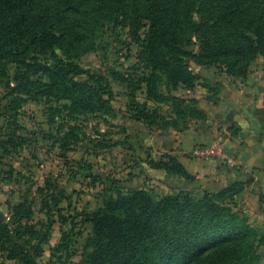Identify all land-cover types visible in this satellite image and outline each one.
<instances>
[{
  "label": "trees",
  "instance_id": "16d2710c",
  "mask_svg": "<svg viewBox=\"0 0 264 264\" xmlns=\"http://www.w3.org/2000/svg\"><path fill=\"white\" fill-rule=\"evenodd\" d=\"M111 1L115 7H133L131 32L142 44L146 65L153 64L150 72L143 69L126 78L132 90L128 105L131 117L148 126L177 129L182 120L205 118L202 110L190 104L193 99L171 91L164 94L163 76L158 72L170 78L172 89L180 84L192 89L201 77L187 68L185 57L200 65H223L236 77L245 76L258 56L264 58V0ZM82 12L81 0H0L2 56L19 64L8 84L10 91L0 95V105L5 97L13 98L8 107L12 114L6 113L5 126L0 127L8 130L6 139L0 140V161L31 142L17 132L25 130L18 106L30 97L45 98L46 103L58 101L61 107L55 110L64 112L66 108L70 115H96L111 109V86L101 76L93 82L94 73L75 61L80 52L74 53L67 43L83 37L79 21L72 16ZM142 27L146 28L145 36H141ZM194 37L199 53L185 49ZM43 49L51 50L49 60L31 56L32 51ZM4 67L5 63H0V69ZM137 91L146 95L145 102L137 100ZM149 101H171V115L160 114L159 107L148 108ZM62 127H58L54 145L62 141V148L68 151L72 142L67 134L62 135ZM161 155L150 160L151 167L195 181L176 155ZM245 184L238 181L218 191L207 190L199 198L189 193L154 197L144 189L119 190L104 208L90 213L92 229L79 264H258L257 249L264 244V233L259 234L248 216L240 215L236 202ZM46 185L50 186L49 182ZM46 185L39 190L45 191ZM26 203L32 202L25 199L14 206L13 222L0 220V256L19 264H38L35 256H40L43 248L39 244L35 252L25 248L28 240H22L24 232L19 226L31 212L24 209ZM26 227L32 229L31 225ZM69 238L64 232L63 240Z\"/></svg>",
  "mask_w": 264,
  "mask_h": 264
},
{
  "label": "rangeland",
  "instance_id": "374dc122",
  "mask_svg": "<svg viewBox=\"0 0 264 264\" xmlns=\"http://www.w3.org/2000/svg\"><path fill=\"white\" fill-rule=\"evenodd\" d=\"M111 4V0H81L83 12L72 16L79 21L83 37L67 41L75 49L74 53L80 52V57L75 61L82 69L94 73L92 81L95 82L101 76L111 86V109L108 113L100 112L96 115H70L66 108L64 112L55 110L58 106L61 107L58 101L46 103L45 98L36 100L37 97H30L18 106L20 123L25 126V130L17 132L25 134L31 142L12 154L4 155L0 161V212L4 213L8 222H13L16 212L14 206L25 199L32 202L26 203L24 209L31 212L29 215L25 214L19 226H22L24 232L22 240H28V244H24L25 248L33 252L38 244L43 248L42 254L35 256L38 264H79L92 229L90 213L104 208L106 201L111 196L115 197L119 190L129 193L134 189H144L154 197L177 192L189 193L195 198L202 196L196 193L195 181L166 175L164 170L151 167L150 160H158L166 152H156L147 139L151 134L160 137L161 132L186 131L197 120L206 123L217 121L219 128L227 124L219 108L223 83L217 81L214 75H218V80L220 77H227L240 81L238 85L244 87L243 95L241 98L234 97L240 111H243V106H249L247 109L252 110L256 104L264 105L262 56L252 62L245 76L237 77L229 75L227 67L223 65H200L190 57H185L187 68L201 77L199 82L196 81L192 89H187L182 84L177 89H172L170 78L158 72L163 76L161 90L166 95L171 91L172 94L193 99L190 104L202 110L205 118L182 120L180 129H162L133 119L128 107L132 90L128 87L126 78L130 74L135 77L143 69L150 72L153 64L146 65L142 58V44L136 41L131 32L133 7L128 4L115 7ZM119 21L127 24L121 25ZM144 30L146 28L142 27L141 36H145ZM185 49L199 53L198 40L194 37ZM41 50L32 51L31 56L49 60L51 50ZM2 55L0 46V63H5L4 69H0V95L5 96L10 91L8 84L14 80L19 64ZM83 79L90 78L84 76ZM135 95L140 102L147 99L141 91H137ZM254 99L259 102L256 103ZM12 100L10 96L1 102L0 127L5 126L6 113L12 114L8 110ZM213 101L216 108L212 110L215 111H208ZM148 104L150 109L159 107V113L166 117L171 115V101H149ZM186 124L188 127H185ZM61 125L62 135L67 134V140L72 142L71 150L62 148V141H55L54 145ZM7 133L8 130L0 129V140L6 139ZM219 142L224 141H217L213 145ZM213 145L198 144L193 150L194 154L199 147ZM2 154L3 150L0 149V155ZM206 158L214 159L217 165H231L215 155L202 157ZM48 182L50 186L46 185ZM45 185V191L39 190ZM236 202L238 203V197ZM240 209V215L250 218L249 208ZM251 224L258 228L260 235L264 233L260 223ZM28 225L32 229H28ZM64 232L69 234V239L63 240ZM262 245L257 249L260 257L258 264L262 258ZM0 264L19 263L0 256Z\"/></svg>",
  "mask_w": 264,
  "mask_h": 264
},
{
  "label": "crops",
  "instance_id": "0c3cea01",
  "mask_svg": "<svg viewBox=\"0 0 264 264\" xmlns=\"http://www.w3.org/2000/svg\"><path fill=\"white\" fill-rule=\"evenodd\" d=\"M214 76L223 83L219 101L222 118L234 106L235 123L227 122L219 128L217 121L206 123L197 120L186 131L161 132L160 137L151 134L147 141L158 153L164 151L176 155L189 172L196 175V193L200 196L207 190L218 191L234 182H245L244 191L238 195V206L245 210L249 208L250 222L260 223L264 228V105L256 104L252 110L243 106V111H240L238 102L234 101V97L241 98L244 92V87L238 85L240 81L227 77L218 80V75ZM259 100L254 99L256 103ZM212 108H216L214 101L208 111H215ZM231 127L236 129L235 133ZM217 141H224L226 151L235 158V164L221 166L214 159H202L194 154L196 145H213ZM260 250V264H264V244Z\"/></svg>",
  "mask_w": 264,
  "mask_h": 264
},
{
  "label": "built area",
  "instance_id": "2783aa9c",
  "mask_svg": "<svg viewBox=\"0 0 264 264\" xmlns=\"http://www.w3.org/2000/svg\"><path fill=\"white\" fill-rule=\"evenodd\" d=\"M196 155L199 157H208L211 155H215L220 157L223 160H226L230 164H235V158L232 157L227 151L224 142H219L213 146L199 147L197 148Z\"/></svg>",
  "mask_w": 264,
  "mask_h": 264
},
{
  "label": "water",
  "instance_id": "95a60500",
  "mask_svg": "<svg viewBox=\"0 0 264 264\" xmlns=\"http://www.w3.org/2000/svg\"><path fill=\"white\" fill-rule=\"evenodd\" d=\"M235 116H236V110L234 106H231L229 110L227 111V113L223 116V118L225 121L233 124L236 121ZM5 219H6V216L4 215V213L0 212V220L3 221Z\"/></svg>",
  "mask_w": 264,
  "mask_h": 264
}]
</instances>
